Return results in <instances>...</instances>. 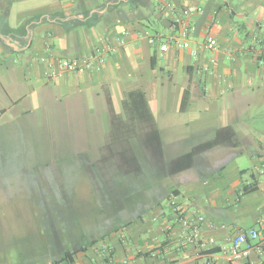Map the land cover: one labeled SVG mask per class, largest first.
<instances>
[{
    "label": "crops",
    "instance_id": "obj_1",
    "mask_svg": "<svg viewBox=\"0 0 264 264\" xmlns=\"http://www.w3.org/2000/svg\"><path fill=\"white\" fill-rule=\"evenodd\" d=\"M183 7L196 25L185 47L153 44L146 33L169 35ZM208 37L214 48L206 45ZM96 48L103 49L102 62L97 57L91 68L47 75L48 60L85 61ZM0 66L9 86L48 78L62 97L86 93L98 102L103 96L108 112V96L119 111L117 97L122 102L129 91L144 90L166 159L221 128L237 134V147L218 145L198 154L192 168L159 174L171 180L165 195L175 214L155 201L132 224L77 254L73 264H205L198 246L186 241L183 219L202 217L204 239L217 242L264 222V0H0ZM14 99L15 107L26 101ZM172 113L181 114L178 121ZM253 179L258 189L243 194ZM164 241L161 256L151 252ZM252 261L264 264V252L253 253ZM213 264L228 263L218 258Z\"/></svg>",
    "mask_w": 264,
    "mask_h": 264
},
{
    "label": "rangeland",
    "instance_id": "obj_2",
    "mask_svg": "<svg viewBox=\"0 0 264 264\" xmlns=\"http://www.w3.org/2000/svg\"><path fill=\"white\" fill-rule=\"evenodd\" d=\"M2 71L0 66V264H44L59 246L119 228L155 201L175 214L165 195L171 180L159 176L141 141L134 143L142 173L123 175L118 157L96 162L93 174L88 168L90 160L108 154L102 146L110 141L111 122L103 96L98 102L86 93L62 97L48 78L9 86ZM23 96L26 101L15 107L12 100ZM171 116L178 121L181 114Z\"/></svg>",
    "mask_w": 264,
    "mask_h": 264
},
{
    "label": "trees",
    "instance_id": "obj_3",
    "mask_svg": "<svg viewBox=\"0 0 264 264\" xmlns=\"http://www.w3.org/2000/svg\"><path fill=\"white\" fill-rule=\"evenodd\" d=\"M107 101L110 112L111 137L110 141L105 145V148L108 149V154H105L103 160L106 162L118 157L117 168L121 170L123 175L143 172L142 163L135 149L134 142L136 140L142 142L160 175H174L192 168L198 154L218 145L226 144L233 147L239 145L235 130L231 126H228L219 129L215 137L194 146L190 151L172 159H166L162 136L144 90L136 89L129 91L121 102L120 111L116 110L112 97L108 96ZM185 103L184 98L183 107H185ZM96 166H98L97 163L89 164L88 168L92 174ZM258 187L257 180L253 179L251 183L245 184L242 187V192L243 194H247L256 191ZM173 204L178 214L183 213L182 208H179L174 202ZM122 209L124 210L125 207L121 205L119 210ZM139 216H142V214L138 213L135 217L124 222L119 228L111 230L112 232L105 231L98 235H92L89 238L83 237L77 240L70 248L65 249L59 246L56 257L50 261L44 262V264H73L77 254L86 252L90 248L99 245L101 242L107 240L111 233L117 232L132 224ZM165 246L166 241L162 242L160 246L154 248L151 252L157 251L158 255L161 256L165 252ZM209 251L216 252L218 248H212ZM108 259L109 257L106 256L105 260Z\"/></svg>",
    "mask_w": 264,
    "mask_h": 264
},
{
    "label": "built area",
    "instance_id": "obj_4",
    "mask_svg": "<svg viewBox=\"0 0 264 264\" xmlns=\"http://www.w3.org/2000/svg\"><path fill=\"white\" fill-rule=\"evenodd\" d=\"M191 9L183 7L178 11L176 17L171 23V33L169 35L146 33L150 41L160 43L161 49H166L169 45H175L178 48H184L186 40L195 33L196 25L191 23ZM206 45L209 48L215 47V41L208 37ZM101 48H96L94 55L83 61L80 58L62 57L56 61L48 60L47 75L49 78H57L65 71H80L91 68L93 58H99L103 61ZM198 52L193 51L197 56ZM183 215V213H180ZM202 217L193 220L183 219L187 235L186 241L190 244L197 245L201 256L207 257L205 264H213L216 259L223 258L228 264H254L252 255L255 252H264V222H259L256 226L240 228L236 235L228 238L224 242H217L214 239L207 241L204 239L200 228ZM212 248H218L216 252H210Z\"/></svg>",
    "mask_w": 264,
    "mask_h": 264
}]
</instances>
